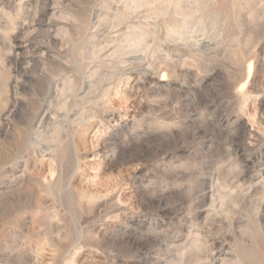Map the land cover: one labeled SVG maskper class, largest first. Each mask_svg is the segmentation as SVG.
I'll return each mask as SVG.
<instances>
[{"label": "rangeland", "instance_id": "obj_1", "mask_svg": "<svg viewBox=\"0 0 264 264\" xmlns=\"http://www.w3.org/2000/svg\"><path fill=\"white\" fill-rule=\"evenodd\" d=\"M0 117V264H264V0H0Z\"/></svg>", "mask_w": 264, "mask_h": 264}, {"label": "bare ground", "instance_id": "obj_2", "mask_svg": "<svg viewBox=\"0 0 264 264\" xmlns=\"http://www.w3.org/2000/svg\"><path fill=\"white\" fill-rule=\"evenodd\" d=\"M53 1V0H52ZM61 1V0H60ZM64 1V0H63ZM67 2V1H66ZM131 2V1H130ZM152 2V1H151ZM156 2V1H155ZM205 2V1H204ZM57 3V2H56ZM181 3H182V1H181ZM203 3V2H202ZM213 3H214V1H213ZM51 4V3H50ZM105 4V3H104ZM204 4V3H203ZM206 4V3H205ZM109 5V4H108ZM136 5V4H135ZM134 5V6H135ZM55 7V6H54ZM110 7V6H109ZM50 8H51V6H50ZM206 8V7H205ZM123 9H125V8H123ZM161 9H163V8H161ZM48 10V9H47ZM54 10V9H53ZM60 10V9H59ZM98 11V10H97ZM119 11H121V10H119ZM187 11V10H186ZM100 12V11H99ZM115 12V11H114ZM135 12V11H134ZM123 13V12H122ZM215 14V13H214ZM52 15V14H51ZM92 15H94V14H92ZM109 15V14H108ZM111 15V14H110ZM185 15V14H184ZM204 15V14H203ZM48 16V15H47ZM102 16V15H101ZM116 16V15H115ZM206 16V15H205ZM38 17V16H37ZM42 17V16H41ZM194 17V16H193ZM212 17V16H211ZM114 18V17H113ZM130 18V17H129ZM142 18V17H141ZM204 18H206V17H204ZM43 19H44V17H43ZM49 19V18H48ZM104 19V18H103ZM201 19V18H200ZM41 21H42V19H41ZM191 21V20H190ZM9 22V21H8ZM50 22V21H49ZM185 22H187V21H185ZM174 23V22H173ZM199 23V22H198ZM44 24V23H43ZM185 24V23H184ZM59 25V24H58ZM122 25V24H121ZM32 26V25H31ZM34 26V25H33ZM36 26V25H35ZM6 27V26H5ZM41 27V26H40ZM63 27V26H62ZM154 27V26H153ZM32 28V27H31ZM31 28H29V29H31ZM51 28V27H50ZM170 29V28H169ZM140 31V30H139ZM36 32V31H35ZM134 32V31H133ZM153 32V31H152ZM155 32V31H154ZM142 33V32H141ZM140 33V34H141ZM159 33V32H158ZM53 34V33H52ZM137 35L139 34V33H136ZM43 35V34H42ZM135 35V34H134ZM21 36V35H20ZM24 36V35H23ZM43 37H44V35H43ZM137 37V36H136ZM144 37V36H143ZM142 37V38H143ZM23 38V37H22ZM31 40H33V39H31ZM128 40V39H127ZM138 40V39H137ZM48 41V40H47ZM136 41V40H135ZM144 41V40H143ZM22 42V41H21ZM21 42H19L20 44H18V45H20V47H21ZM25 42H27V44H28V46H26L27 47V54H25L24 55V57L25 58H27L28 57V53H30V52H32V49H34V46H32L31 45V43H30V39H28V38H25ZM138 42V41H137ZM18 43V42H17ZM46 43V42H45ZM44 43V44H45ZM129 43V42H128ZM36 44V43H35ZM57 44V43H56ZM130 44V43H129ZM128 44V45H129ZM133 44L134 45H136L134 42H133ZM138 44V43H137ZM23 45V44H22ZM122 45V44H121ZM125 45V44H124ZM24 46V45H23ZM22 46V47H23ZM53 46V45H52ZM156 46V45H155ZM52 48V47H51ZM133 48V47H132ZM48 49H50V48H48ZM16 51H17V49H16ZM52 51V50H51ZM117 51V50H116ZM35 52V51H34ZM34 52H32V53H34ZM121 52V51H120ZM127 52V51H126ZM47 53V52H46ZM118 53V52H117ZM56 54V53H55ZM57 56L56 57H58V58H60V57H63V56H61V54L60 53H58V54H56ZM15 56V55H14ZM19 56V55H18ZM18 58V57H17ZM70 58V57H69ZM21 59V58H20ZM29 59L31 60V58L29 57ZM71 59V58H70ZM53 60V59H52ZM61 60V59H60ZM70 60H68V62H69ZM20 62V61H19ZM36 62V61H35ZM38 62V61H37ZM70 62H72V61H70ZM69 62V63H70ZM76 63V62H75ZM93 63V62H92ZM22 64V63H21ZM27 64V63H26ZM23 65V64H22ZM25 65V64H24ZM30 66H31V64H29ZM74 66V65H73ZM17 67V66H16ZM27 67V66H26ZM34 67V66H33ZM19 68V67H18ZM25 68V67H24ZM51 68V67H50ZM250 71H252L253 70V64H251L250 65ZM59 69V68H58ZM73 69H76L77 71H78V68H75V67H73ZM155 69V68H154ZM22 70V69H21ZM24 70V69H23ZM54 70V69H53ZM16 72H17V70H15ZM27 70H25V72H26ZM36 71H38V70H36ZM82 71V70H81ZM19 72V71H18ZM17 72V73H18ZM54 72V71H53ZM93 72V71H92ZM23 73V72H22ZM29 73V72H28ZM81 73H83V72H81ZM12 74V73H11ZM15 74V73H14ZM13 74V75H14ZM42 74V73H41ZM53 74V73H52ZM51 74V75H52ZM60 74V73H59ZM73 74V73H72ZM85 74V73H84ZM166 74V73H165ZM49 75V74H48ZM55 75V74H54ZM64 75H65V73H64ZM67 75V74H66ZM16 76V75H15ZM18 76V75H17ZM29 76V75H28ZM19 77V76H18ZM45 77V76H44ZM48 77V76H47ZM82 77V76H81ZM85 76H83V78H84ZM35 78V77H34ZM51 78V77H50ZM63 78V81H62V83L59 81V82H57V83H52L53 85H52V90L50 89V91H49V93H48V95H49V102H52V101H56V99H58L59 100V98H60V94L61 93H67V92H72L73 90H74V85H75V81H74V78H75V76L72 78V77H68V76H63L62 77ZM249 79V78H248ZM31 80V79H30ZM36 80H37V78H36ZM41 80V79H40ZM47 80V79H46ZM83 81V80H82ZM22 82V81H21ZM34 82V81H33ZM38 82V81H37ZM248 82V81H247ZM8 84V83H7ZM26 84V83H25ZM24 84V85H25ZM39 84V83H38ZM14 85V84H13ZM17 85V84H16ZM15 85V86H16ZM8 86H10V85H8ZM34 86V85H33ZM50 86V85H49ZM90 86V85H89ZM19 87H20V84H19ZM24 87V86H23ZM36 88H37V85L35 86ZM26 88V87H25ZM33 88V87H32ZM50 88V87H49ZM87 88H88V86H87ZM11 89V88H10ZM21 89V88H20ZM38 89V88H37ZM16 90V89H15ZM44 91H46V90H44ZM22 94V93H21ZM38 94H39V92H38ZM86 94V93H85ZM71 95V94H70ZM79 95V94H78ZM27 96V95H26ZM45 97V96H44ZM78 97V96H77ZM16 98V97H15ZM34 98V97H33ZM43 99V98H42ZM61 99V98H60ZM74 99V98H73ZM44 100V99H43ZM47 100H48V98H47ZM57 100V101H58ZM11 100H9V102H10ZM16 101V100H15ZM20 101H22V100H20ZM61 101H63L62 102V104H61V107L60 108H66V106L68 105V101H66V100H62L61 99ZM72 101H74V100H72ZM76 101V100H75ZM12 102V101H11ZM29 102V101H28ZM44 102V101H43ZM70 102V101H69ZM41 103H42V101H41ZM53 103V102H52ZM18 104V103H17ZM45 104V103H44ZM50 104V103H49ZM74 104V103H73ZM72 104V105H73ZM13 105V104H12ZM15 105V104H14ZM47 105V104H46ZM16 106V105H15ZM74 106V105H73ZM73 106H72V108H73ZM19 107V106H18ZM7 108V107H6ZM14 108V107H13ZM71 108V111L73 110ZM15 109V108H14ZM13 109V110H14ZM17 109V108H16ZM68 109V108H67ZM45 110V109H44ZM43 110V111H44ZM41 111V110H40ZM14 112H16V111H14ZM18 112V111H17ZM55 112V111H54ZM79 112H81V111H79ZM39 113V112H38ZM49 113V112H48ZM68 113V112H67ZM69 113H70V111H69ZM83 113V112H82ZM11 115V114H10ZM69 115V114H68ZM16 116V115H15ZM43 116V115H42ZM46 116V115H45ZM62 117V116H61ZM67 117H69V116H67ZM1 118V117H0ZM42 118V117H41ZM38 119V118H37ZM67 120H68V122L70 121V117H69V119L67 118ZM3 121V120H2ZM8 122V121H7ZM56 122V121H55ZM62 122V121H61ZM65 122H67V121H65ZM11 123V122H10ZM48 125V124H47ZM52 125H53V123H52ZM61 125H62V123H61ZM36 126V125H35ZM49 126H51V124L49 125ZM63 127V126H62ZM36 128V127H35ZM48 128V127H47ZM51 128V127H50ZM33 129V128H32ZM51 131V130H50ZM59 131V130H58ZM61 131V130H60ZM49 133H51V132H49ZM31 138V137H30ZM62 138V137H61ZM54 139V138H53ZM62 140H64V139H62ZM37 143V142H36ZM64 143V142H63ZM65 144H66V142H65ZM54 146V145H53ZM49 149V148H48ZM63 153V152H62ZM47 155V154H46ZM54 163H55V161H54ZM254 162L251 160V159H249V160H247V161H244V164L246 165V166H250L251 164H253ZM257 163V162H256ZM52 194V193H51ZM225 242V241H224ZM218 246V245H217ZM215 248V247H214ZM231 250V249H230ZM228 253V252H227ZM220 255V254H219ZM224 258V257H223ZM232 258V257H231Z\"/></svg>", "mask_w": 264, "mask_h": 264}]
</instances>
